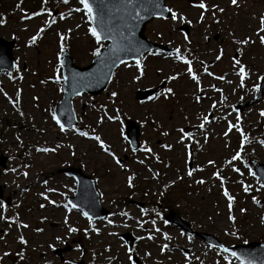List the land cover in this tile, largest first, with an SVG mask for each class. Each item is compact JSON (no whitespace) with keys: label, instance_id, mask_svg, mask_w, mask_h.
<instances>
[{"label":"rangeland","instance_id":"rangeland-1","mask_svg":"<svg viewBox=\"0 0 264 264\" xmlns=\"http://www.w3.org/2000/svg\"><path fill=\"white\" fill-rule=\"evenodd\" d=\"M205 2L207 11L194 6L199 0H170L168 5L187 22L156 19L148 24L146 35L174 44L178 52L145 55L140 69L134 61L120 66L105 92L83 93L73 100L79 122L61 131L53 119V107L64 93L61 45L77 64H89L97 47L88 31L91 22L79 0H0L4 21L0 36L16 40V71L0 74V155L8 157L0 184L10 200L9 206L0 203V264H136L133 257L128 260V249L143 264H240L218 247L168 223L163 216L170 208L226 246L264 242V187L249 164L251 158L264 162V116L260 114L264 96L242 112L235 107L254 97L264 75V44L259 39L264 32H257L264 0H238L237 5L230 0ZM213 4L223 12L215 11L213 16ZM182 23L191 25L190 34L178 28ZM245 38L247 43H237ZM185 60L190 61L196 80ZM236 61L246 70L243 87ZM162 81L167 85L158 95L136 99L137 90ZM169 88L171 92H166ZM126 119L140 126L138 151L127 140ZM230 124L236 127L229 130ZM45 148L55 151L45 152ZM237 151L240 158L232 160ZM69 165L95 177L101 202L110 209L105 220L90 223L68 203L76 181L59 169ZM225 189L234 197L231 212ZM229 215L235 219L229 220ZM69 226L78 231L69 233ZM92 228H98L99 234ZM124 233L135 237L132 246L123 239ZM20 236L26 244L20 243ZM73 240V248L60 260L55 248ZM165 244L168 248L161 251Z\"/></svg>","mask_w":264,"mask_h":264},{"label":"water","instance_id":"water-1","mask_svg":"<svg viewBox=\"0 0 264 264\" xmlns=\"http://www.w3.org/2000/svg\"><path fill=\"white\" fill-rule=\"evenodd\" d=\"M167 0H156L159 3L160 8L154 11L161 12L162 17H171V13L163 11L169 8L166 5ZM194 1V0H190ZM101 2V0H98ZM146 0H137V4L144 3ZM103 4H106L108 8L113 10V20L112 26L117 29L114 35L117 36V42L119 43V33L123 32L128 36V29H131V35L129 39L139 47V52L133 53H119L121 59L124 61L139 59L144 53L149 52L154 49H172L171 45L164 46L157 42L150 41L145 36L146 25L154 18L160 17L153 15L151 13H141L142 19L127 21L128 27L121 26L120 16L123 14L120 10V0H102ZM115 6V7H114ZM94 13L97 7L96 3L93 4ZM93 27L96 26V22L92 21ZM188 31L186 25L182 27ZM99 30V29H98ZM109 44L101 48V55L95 57L90 64L86 66H79L75 63L74 58L70 55L68 49L64 50L62 67L63 75L65 78V94L61 101H59L55 106V116L59 119L60 124H63L65 128L73 126L77 123L76 114L73 107V98L81 94L82 92H87L89 94H99L108 86L110 80L112 79L114 70L121 64L117 61L115 64L106 65L103 61L108 56V47L112 44L111 40ZM15 44V39L6 40L0 37V71L7 69L13 71L15 68V60L13 56V47ZM164 87V83L155 89L140 90L137 93V98L143 100L156 92L160 91ZM264 90V79L260 85V90L256 97L245 105H240L242 109L244 106H249L253 104L259 97L263 95ZM127 134L131 142L133 149H137L139 146V126L133 120L127 121ZM4 157V156H1ZM251 163L255 166L256 173L262 178L264 182V163L252 160ZM0 164H5V159H0ZM61 171L67 172L74 175L78 180V187L75 195L69 197L71 204H76L77 209L81 212H87L93 219L104 218L108 214V210L102 207L100 203V193L96 189L95 179L84 174L80 168L68 167L62 169ZM1 194V189H0ZM166 219L170 222L177 224L178 226L191 231L209 243H214L220 246L223 250L228 249L227 252L231 253L235 251L238 256L246 260H253L254 264H264V244L260 242H250L245 245H234L230 247H225L216 237L212 234L198 232L192 229L191 225L182 219L176 212L171 210L165 215ZM128 244L133 243V237L130 234L124 235ZM60 251V250H59ZM240 261V260H239Z\"/></svg>","mask_w":264,"mask_h":264},{"label":"snow or ice","instance_id":"snow-or-ice-1","mask_svg":"<svg viewBox=\"0 0 264 264\" xmlns=\"http://www.w3.org/2000/svg\"><path fill=\"white\" fill-rule=\"evenodd\" d=\"M45 2H46V0H45ZM64 2L67 3V0H64ZM230 2H231L232 5H237L238 0H230ZM94 3H96V5H97V7L95 9V13H94V7H93ZM79 4L82 5L84 14L87 16L88 20L96 22V26L95 27H89V29H88L89 33L95 39V42L97 44V47L93 51V55L94 56L99 57L101 55V44H102V41H105V40H111L112 41V44L108 47V53L109 54L106 57V59L103 61L106 65L110 66L112 64H115L117 61H119V63H121V64L125 63V61L123 59H121L120 55H118L119 53L128 54V53H133V52H137V53L139 52V47H137L132 42V40L129 39V36L131 35V29L130 28L128 29V36H126L123 32L119 33L120 42L119 43L117 42V36L114 35V33L117 31V29L112 26L113 10L111 8H108V6L106 4H103L102 0H101V2H98V0H79ZM194 6L200 8L201 10H204V11H207V9H208V5L206 4L205 0H199V3L195 4ZM211 7L214 9L213 16L215 15V11L223 12V9L219 8L215 4H213ZM159 8H160V5H159V3L156 2V0H146V2L140 3V4H137V0H120V10L123 13L120 16L121 26L122 27H128L127 21L142 19L143 18L142 15H141L142 12L143 13H151L153 15H157V16H160L161 18H163L161 12L154 11L155 9H159ZM75 11H81V9L77 8V9H75ZM163 11H167V12L171 13V19L173 21H176L177 19L185 21V18L182 15L178 16L177 12H175L172 8H167V9H164ZM204 11H202L201 14H200V19L201 20H203V18H204ZM37 14L38 13H33L32 15H37ZM26 18H30V17H26ZM60 18L63 19L64 18L63 15H61ZM185 22H187V21H185ZM2 23H4V21L2 19H0V24H2ZM77 27H79V26H77ZM39 31L42 32L43 29H40ZM257 32L258 33L264 32V14H262L261 17H260V27L257 29ZM36 38H37L36 36H33L32 40L34 41ZM63 39H64V37L61 36V40H63ZM185 39L187 40V36H185ZM259 39H260L261 44H264V36H260ZM247 42H248V38H245L242 41H237V43H247ZM61 51H63V45H61ZM216 59L219 60L220 59V55H218L216 57ZM184 62L186 64H188L187 71H188V73L190 75H192V79L196 80L197 78L193 74V68L191 66L190 61L185 60ZM135 63H136L137 68L140 69L141 60L140 59H136ZM236 63L239 65V75L241 77L240 87H243L244 86L243 85V79L245 77V71L246 70H245L244 65L240 64L239 61H236ZM219 78L223 79V77H219ZM57 79H59V78L57 77ZM170 79H175V77H170ZM197 83H199V82L197 81ZM61 91H63V89H61ZM165 91L166 92H171V89L170 88L169 89H165ZM111 95L113 97H115L117 95V93L116 92H112ZM34 99H36V98L34 97ZM199 99H200V97L198 96L197 100H199ZM15 102L16 103L19 102L18 95L16 97V101ZM213 107H215V104H213ZM260 114L262 116H264V111H262ZM21 115H23V114L21 113ZM53 119L56 120V123L60 125V130L64 131V125L60 124L59 119H57L55 116H53ZM108 119L109 120L118 119V116H109ZM204 119L207 120V116ZM238 119H239V117H238ZM202 126L203 125H201V127ZM233 127H236V126L230 124L229 125V130H231ZM237 131H239L238 128H237ZM80 135L88 136V133L81 132ZM225 135H227V132H225ZM241 135L243 136V133H241ZM93 138L96 141L99 142V145H100V147L102 149H104L105 151H109V149L105 145L104 141L99 136H94ZM245 139L246 138L242 139V141H241L242 145H243ZM262 143H264V142H262ZM57 147H59V145H57ZM69 147H71V146H69ZM168 147H170V146H168ZM42 150L45 151V152L55 151V149H48V148H45V149H42ZM145 151H149L150 152L151 149H147L146 148ZM109 154H111V153L109 152ZM112 155H113V159L115 160L116 159L115 155L114 154H112ZM240 155H241L240 151H237L232 156L231 159L232 160H238L240 158ZM116 162L119 163L118 160ZM208 163L212 164L213 161L210 160V161H208ZM24 167H28V165H25ZM233 170L234 171H239V169H235V168ZM13 171H15V169H13ZM187 174L189 176H191L192 172L189 171ZM24 175L26 176L27 173H24ZM213 175L217 176V178H220L219 173H213ZM132 180H133V177L129 176L128 177V186L129 187L133 186ZM197 182L198 183H204L203 180H200V181H197ZM221 182L223 183L222 179H221ZM262 187H264V185H262ZM48 191H54V189H48ZM244 191L245 192L249 191V187H245ZM223 194L228 199V208H229V212H231L232 202L234 200V197L229 195V193H228V191L226 189L224 190ZM45 199H47L46 196H45ZM253 201L257 202L255 197H253ZM49 202L50 203H54V201H49ZM41 207H43V205H41ZM66 207H67V205H66ZM71 207L72 208H76L77 205L76 204H71ZM244 211H245V209H241V212H244ZM83 215L85 217H88L89 222L91 223L92 217H90L87 212H84ZM120 215L128 217V213L127 212H121ZM0 218H3V217H0ZM228 218H229V220H234L235 219L232 215H229ZM261 219L264 220V217H261ZM108 222L110 224L113 223V221H111V220H109ZM65 223H67V219L65 220ZM152 223L155 224V221H152ZM138 226H142V222H138ZM22 227L26 228V227H28V225L27 224H23ZM37 231H41V229H37ZM76 231H78L77 228L71 227V226L68 227V232L69 233L76 232ZM92 231H94L97 234H99V229L98 228H92ZM155 231L158 232L160 230L157 228V229H155ZM85 233L87 234V229L85 230ZM111 234L115 235V233H111ZM0 238H2V237H0ZM144 238L145 237H138V239H144ZM146 238L149 239V240H152L153 236L152 235H148ZM57 239L59 240L60 238L57 237ZM165 239H168L166 234H165ZM19 241H20L21 244H26L27 243V241L24 239L23 236L19 237ZM49 247H52V246L49 245ZM77 248H79V245H77ZM166 248H168L167 244L162 246L161 251H163ZM225 251H228V249H225ZM128 252H129L128 260L132 261V255H131L132 250L128 249ZM5 255H7V253H5ZM145 255H148V253H145ZM231 256L237 258L238 260H240V264H254L253 260L243 259V258H241V256H238V254L235 251L231 252ZM225 259L227 260L228 257H225Z\"/></svg>","mask_w":264,"mask_h":264}]
</instances>
